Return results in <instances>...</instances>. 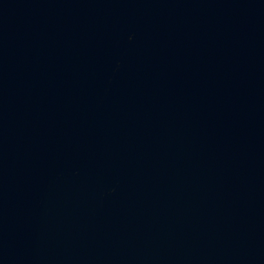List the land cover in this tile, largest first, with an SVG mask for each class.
<instances>
[{
  "label": "water",
  "instance_id": "water-1",
  "mask_svg": "<svg viewBox=\"0 0 264 264\" xmlns=\"http://www.w3.org/2000/svg\"><path fill=\"white\" fill-rule=\"evenodd\" d=\"M0 264H264V0H0Z\"/></svg>",
  "mask_w": 264,
  "mask_h": 264
}]
</instances>
